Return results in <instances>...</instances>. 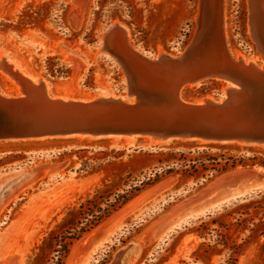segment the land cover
I'll return each mask as SVG.
<instances>
[{
    "label": "rangeland",
    "instance_id": "374dc122",
    "mask_svg": "<svg viewBox=\"0 0 264 264\" xmlns=\"http://www.w3.org/2000/svg\"><path fill=\"white\" fill-rule=\"evenodd\" d=\"M223 1V35L230 51L234 57L244 54L261 65L262 54L250 32L248 0ZM48 2L52 3L49 13L45 6L40 18L25 14L22 21L28 5L36 9ZM62 4L67 11L58 19L64 11ZM200 4L201 0H0V59L7 54L24 72L45 76L54 94L91 97L109 90L124 94L125 71L100 51L102 33L122 23L128 28L131 43L141 50L152 55L160 51L180 54L198 32ZM48 56H58L71 69L70 76H47ZM224 87L223 80L208 79L186 86L181 93L186 99L221 97ZM0 89L4 93L20 92L18 82L1 67ZM144 138L130 143L126 138L116 141L78 136L0 140V181L7 183L0 189V264H36V247L55 225V218L60 220L67 207L94 193L104 181L110 191L124 193L154 178L156 172L165 176L78 240L64 264H110L133 242L139 249L131 264L261 263L264 185H252L240 198L193 212L182 224L173 221L189 205L207 202L242 176L264 177V166L259 165L264 164V146L176 139L151 144L158 145L152 148ZM208 155L242 157L258 164L239 165L206 183L184 175L192 160H204ZM33 169L39 170L35 181L5 198L8 186L18 179L4 177ZM169 169L173 172L167 173ZM242 203L249 204L243 209L244 222L237 224L239 214L225 219L233 223L224 231L229 248L236 250V259H231V249L220 251L223 246H214L212 233L203 237L200 231L204 222ZM217 226L211 222L210 230Z\"/></svg>",
    "mask_w": 264,
    "mask_h": 264
},
{
    "label": "water",
    "instance_id": "95a60500",
    "mask_svg": "<svg viewBox=\"0 0 264 264\" xmlns=\"http://www.w3.org/2000/svg\"><path fill=\"white\" fill-rule=\"evenodd\" d=\"M254 3L251 16L256 20L252 25L263 58L261 65L257 62L258 66L250 63L239 68L228 44H224L226 51L221 44V51L226 54L223 61L214 49L216 44H207L206 34L200 40L195 35L180 54L166 51L167 55H152L136 46L134 49L129 44H116V32L123 27L114 24L102 33L100 51L123 67L127 79L125 93L109 90L91 97H73L36 86L22 87L17 94H6L0 89V140L148 137L159 142L184 139L264 146V9ZM192 58L196 61L192 62ZM212 65L219 68L215 74L202 72ZM208 79L223 80L225 94L200 99L182 96L186 86ZM32 171L35 176L39 173L38 169ZM251 182L264 185V177L244 183L248 186ZM187 219L183 217L177 224ZM132 247L129 243L121 249L110 264H127Z\"/></svg>",
    "mask_w": 264,
    "mask_h": 264
},
{
    "label": "trees",
    "instance_id": "16d2710c",
    "mask_svg": "<svg viewBox=\"0 0 264 264\" xmlns=\"http://www.w3.org/2000/svg\"><path fill=\"white\" fill-rule=\"evenodd\" d=\"M51 2L44 3L38 8H34L33 4L28 5L22 14V21L25 14H28L30 18L38 19L41 16V10L45 6H51ZM61 5L60 9H63V14L57 15V18H64L67 8ZM45 74L52 78L68 77L71 74V69L61 62L58 56H48L45 60ZM90 85V84H88ZM93 86V82H91ZM219 144V143H218ZM221 144V145H226ZM209 160L210 163L205 161ZM258 164L256 161H247L242 157L228 156V155H208L207 158L201 160L200 158L192 160L190 166L183 170L184 175L193 177L195 180L203 179V182H209L213 178L224 174L239 165H255ZM259 165L264 166L261 162ZM173 169H169L167 173H172ZM165 175L156 172L154 178H149L141 183V185L132 186L131 190L124 193H115L107 189V182L104 181L102 187L95 190L94 193L88 194L87 196L80 199L73 206H69L63 212V216L60 220L56 219L55 225L49 229L44 235L41 242L36 247L35 256L33 262L37 264H64L68 255L71 252L73 245L80 240L84 235L91 232L95 228L99 227L108 218L122 209L131 200L137 197L146 187L155 184L160 181ZM249 204L242 203L237 205L231 210H226L218 218L213 219L211 222L218 224L217 228L210 230L211 222H204L202 224L203 230L200 231L201 236L205 237L206 232L212 233V240L215 242L214 246H223L220 251L229 248V243L225 237V230L230 229V224L225 221L226 218L239 214L237 224L245 221L242 215L245 213L243 209ZM235 224V223H234ZM240 229V228H239ZM210 230V232H209ZM215 231V233L211 232ZM232 250L231 259L234 258L236 253L235 248L230 246ZM259 264H264V258Z\"/></svg>",
    "mask_w": 264,
    "mask_h": 264
},
{
    "label": "bare ground",
    "instance_id": "6f19581e",
    "mask_svg": "<svg viewBox=\"0 0 264 264\" xmlns=\"http://www.w3.org/2000/svg\"><path fill=\"white\" fill-rule=\"evenodd\" d=\"M219 1L220 0H201L199 14H198L199 28H198V32L196 34V39L200 40L201 35L206 34L207 40H208L207 44H216V46L215 47L213 46V47L218 52L217 55H219V57L221 59H223L226 56V54L223 55V53L221 51V44L223 46H224V44H226L225 37L223 35V33L225 31V17L222 16V14H223L222 9H221L222 13L220 14V10H219L220 2ZM224 1H223V3H224ZM254 1H256L258 3V5H261V7L264 9V0H248L249 11H250V13H249V18H250L249 27H250V32H251L252 36L255 38V36H254L255 31H253L252 22H255L256 19L253 16H251V13H253L252 6H254V4H255ZM250 5H251V7H250ZM221 8H222V1H221ZM115 24H120L123 27V30H120V31L117 30V32H116V34H117L116 35V41H115L116 44H129L131 47H133L135 49L136 47L130 41L128 28L122 23L117 22ZM211 50H212V48H211ZM224 50L225 51L227 50L225 48V46H224ZM160 54L167 55V52L166 51H160ZM227 55L229 57L231 56L229 54V52L227 53ZM197 58L200 59V55L197 56ZM224 60H226V59H223V61ZM195 61H196V59L192 58V62H195ZM205 61L208 63V61H209L208 58H206ZM235 63L239 68H243L242 66L248 67V65L250 63L258 66L257 61L255 59L247 58L244 54H237V56L235 58ZM242 64H244V65H242ZM263 66L259 67V69L262 70ZM0 67L5 72H7L12 78H14L16 80V82H18V84L20 86V89H19L20 91H21L22 87H24L26 89H30V88H34V86L40 87V89L45 88L48 91L50 90L48 81L45 80V78L42 75L34 76V75L30 74L29 72H24L22 70V68L16 64L15 61H11L8 58L7 54L2 55V57L0 59ZM201 67L199 69H201ZM204 69H206V66H203V70ZM218 69L219 68L215 67V65H212L211 68L204 70V71L201 70V71L205 72V74H215ZM192 70L196 71L195 64H192ZM198 72L200 73V71H198ZM225 91H226V88H225ZM6 94H11V93H6ZM78 137H84V136H78ZM89 138H91V137H89ZM119 138H121V137H113V139L116 141L119 140ZM135 140H136V138H126L125 139V141L128 143L133 142ZM144 140L146 142H148L149 145L155 144V143H163V142H159V141H154L148 137L144 138ZM170 141H172V140H170ZM165 142H167V141H165ZM33 172L34 171H32V170H28V171L22 170L19 173L16 172L18 174L14 173V174H11V175L4 177V178L11 177L12 179H16V180L18 179L16 182H14V184L12 186H10V185L8 186V190L5 192L8 194L5 196V198L7 196H10L11 194H13L18 188L24 187L25 185L28 186V184H31V182L35 178L38 177V175L35 176ZM249 179H252V177H247V176L243 177L242 176V178L239 181L228 185L221 194L211 197L210 199H208L207 202H205V203L202 202V204H197V205H189L188 207L185 208V210L181 211L182 213H180L176 218L174 217L175 220L173 219L174 220L173 223L177 224V222L180 221V219H182L183 217L192 216L193 212H195L194 214H196V213H201L202 211L204 212V210L207 211L208 209H211L212 207H214V206H212L214 203H219L223 200L227 201V199H230V198H233V197H236V196L243 194L244 192L247 191V188L254 185L253 183H250V185L247 186V184L244 183L245 181H247ZM6 184H3L0 181V189L3 188ZM254 187H257V186L254 185ZM131 244H133V247L129 249V253L127 255V259H128L127 264L132 263L135 255L137 254L138 249H139V245L137 243L133 242Z\"/></svg>",
    "mask_w": 264,
    "mask_h": 264
}]
</instances>
